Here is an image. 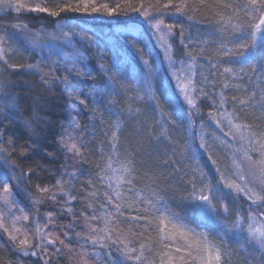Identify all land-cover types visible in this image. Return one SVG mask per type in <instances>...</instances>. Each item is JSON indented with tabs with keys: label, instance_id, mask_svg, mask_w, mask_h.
Wrapping results in <instances>:
<instances>
[{
	"label": "snow or ice",
	"instance_id": "snow-or-ice-1",
	"mask_svg": "<svg viewBox=\"0 0 264 264\" xmlns=\"http://www.w3.org/2000/svg\"><path fill=\"white\" fill-rule=\"evenodd\" d=\"M96 14L131 27L93 39L74 21ZM141 32L163 51L167 85ZM47 95L67 100V122L42 114ZM188 129L195 149L180 143ZM48 146L57 170L37 159L55 158ZM5 252L6 264H264V0H0Z\"/></svg>",
	"mask_w": 264,
	"mask_h": 264
},
{
	"label": "trees",
	"instance_id": "trees-1",
	"mask_svg": "<svg viewBox=\"0 0 264 264\" xmlns=\"http://www.w3.org/2000/svg\"><path fill=\"white\" fill-rule=\"evenodd\" d=\"M57 2H59V0H48V6L51 7L52 5H54ZM118 2L122 3L123 0H97L98 4L99 3H108L110 6H115V4ZM133 2L138 3V0H133ZM72 15H78V14H72ZM119 19L122 20L123 17H119ZM171 22H172L171 19L166 18V23H171ZM74 23H79L81 27H87L90 30L89 35H91L92 33H95L96 35L93 36V39L100 38L103 36H107L110 33H117V34H121V35H126L127 34V32H126L127 27H131V26L123 25V24H113L111 19L105 18L100 14L83 15L80 17V20L74 21ZM145 27H147V26H145ZM197 28H199V31H201V32H203L205 30L203 27H200L199 25H195L192 29L193 33L196 32ZM137 44L139 47L145 49V58L149 59L150 61L153 62L152 66L156 70L157 81L163 82L164 85H167L169 83V76L167 74V62L164 60L163 51L158 47V44L155 41V39L153 37H151L148 33L141 32L139 35V38L137 40ZM213 49H214V45L210 46L208 51L211 52ZM108 62L110 63V61H108ZM201 63H204V61L201 60ZM133 67H137V66L134 64ZM93 74H95V73H93ZM81 87L83 88L84 91L88 90V84L87 83L81 85ZM43 103L46 105L43 112H42L43 115L49 116L53 121L61 120V121L67 122V120H68V114L66 112L67 100L65 98H63L59 95H57V96L47 95V98L43 101ZM165 107H166L167 111H172V109L168 108L167 105ZM81 111L83 113V115L81 116V124L84 126H87V124H88V111H87V109H81ZM173 119H176L175 114H173ZM213 129L219 135H221V136L225 135V132H220V129L217 128L214 124H212L208 130L211 131ZM195 131H198V128ZM180 135L184 138V139H181V141H180L182 146L184 144V140L186 139L188 141L189 145L191 146V148H193V149L197 148L198 144L196 142V138L194 136V130L193 129L181 131ZM53 138H54L53 136L48 137L49 145L51 144V141L53 140ZM96 139H97V141H100L103 139V137L100 133L99 125H97V128H96ZM227 139L230 140V137H227ZM88 146L93 148V151L88 155V159L90 161L96 162L99 159V157L95 151L96 146H94V145H88ZM151 147L152 146L150 144H147V143L145 144V148L150 150ZM47 151L54 153L55 158L49 159V158H45V157L40 156V157H37V159L40 160L41 163H43L44 165H46L47 167H49L53 170L59 169L60 166L65 163L64 159L61 157V154L56 151L55 147H52V146H48ZM216 151L218 153L219 158L222 161L223 156H224V152L221 151L219 147L216 148ZM69 164L71 165L69 170L75 171L76 175L79 177L80 181H85L87 179L86 172H85V174H81V170L79 169L78 166L72 165L71 161H69ZM87 167L88 166L85 165V169ZM40 175L46 176L47 173L40 172ZM36 182H38V181H36L35 178L33 177V183H36ZM43 182L44 183H49V182L54 183V181H48V180H44ZM76 187H77V189H80L81 187H86V185H82V184L78 183L76 185ZM74 194H78V193H74ZM74 207L76 208L77 213H79L81 210V205L76 204L74 202ZM173 207L176 208L177 211L183 210L181 208L176 207V205H173ZM49 210L50 209H48V208H41V212L49 211ZM62 222L67 223L68 221H67V219H64ZM11 259H15V257H13L10 252L0 253V264H6V262L8 260H11ZM53 260H54V264H70L67 253H65L61 257H54ZM25 264H34V261H26Z\"/></svg>",
	"mask_w": 264,
	"mask_h": 264
},
{
	"label": "rangeland",
	"instance_id": "rangeland-1",
	"mask_svg": "<svg viewBox=\"0 0 264 264\" xmlns=\"http://www.w3.org/2000/svg\"><path fill=\"white\" fill-rule=\"evenodd\" d=\"M224 132L226 133L227 132V129L224 130ZM225 138L227 139V137L225 136Z\"/></svg>",
	"mask_w": 264,
	"mask_h": 264
}]
</instances>
